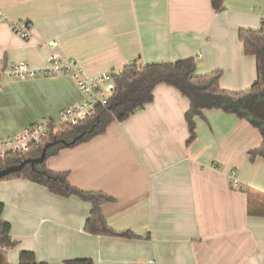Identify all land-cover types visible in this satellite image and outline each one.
I'll return each mask as SVG.
<instances>
[{
  "label": "crops",
  "instance_id": "obj_1",
  "mask_svg": "<svg viewBox=\"0 0 264 264\" xmlns=\"http://www.w3.org/2000/svg\"><path fill=\"white\" fill-rule=\"evenodd\" d=\"M0 12L1 67L26 61L43 68L57 52L95 76L134 62L194 58L198 75L222 71L224 90H247L257 79L239 31L260 28L264 0H225L221 10L212 0H0ZM19 21L29 23V39L11 27ZM153 95L128 119L46 160L79 190L111 197L100 207L105 221L135 237L86 231L92 203L77 195L6 180L0 202L11 225V264L22 251L39 264H264V157L251 158L263 142L260 130L236 114L204 109L189 142V98L167 83ZM86 99L69 73L7 78L0 137L57 120Z\"/></svg>",
  "mask_w": 264,
  "mask_h": 264
},
{
  "label": "trees",
  "instance_id": "obj_2",
  "mask_svg": "<svg viewBox=\"0 0 264 264\" xmlns=\"http://www.w3.org/2000/svg\"><path fill=\"white\" fill-rule=\"evenodd\" d=\"M225 0H212L213 8L221 10ZM239 38L244 44L245 53L256 58L257 79L247 90L233 92L221 88L222 71L210 74H196L194 58L166 63H151L139 66L137 62L126 65L120 72L115 73V88L108 98L106 106L98 107L96 113L80 122L78 125L61 126L57 133L46 140H64L71 142L78 136L77 141L67 146L58 143L47 152V158L56 155L61 149L86 142L94 136L103 133L112 121H124L143 109L154 99L153 91L156 85L167 83L175 86L191 102L186 113L189 125V142L196 138L195 117L201 116L204 109H222L250 121L257 127L263 137L261 146L251 152V158L264 157V17L259 29H240ZM43 146L33 147L31 156H39ZM47 160V159H46ZM21 159L8 156L0 160V170L17 164ZM67 173H55L46 166V161L30 165L21 171L11 173L0 179V183L12 179H27L48 187L52 192L62 196L77 195L92 203L90 215L86 221V231L92 234L111 235L118 237H135L130 231L117 232L111 229L101 213V205L111 197L100 192H84L72 186ZM4 204L0 202V248L4 251L14 246L11 237V225L3 220ZM18 264H39L33 252L22 251ZM44 264V263H40ZM65 264H94L92 259L67 260Z\"/></svg>",
  "mask_w": 264,
  "mask_h": 264
},
{
  "label": "built area",
  "instance_id": "obj_3",
  "mask_svg": "<svg viewBox=\"0 0 264 264\" xmlns=\"http://www.w3.org/2000/svg\"><path fill=\"white\" fill-rule=\"evenodd\" d=\"M0 18H4L1 12ZM11 27L23 38L31 37L30 25L27 21L14 22ZM53 45H57V42H53ZM60 73L71 74L78 89L87 99L63 108L57 120L49 117L43 118L22 132L0 137V160L8 156H16L21 160L31 156L33 147L44 146L50 135H55L61 126L78 125L93 116L98 107L106 106L109 97L103 94L104 90L112 93L115 88L114 71L90 76L84 72L75 58L53 52L48 56V65L43 68L32 67L26 61L14 62L8 67L0 66V90L7 78L28 79L39 75ZM237 184V180H233V185ZM1 249L4 251V248Z\"/></svg>",
  "mask_w": 264,
  "mask_h": 264
},
{
  "label": "water",
  "instance_id": "obj_4",
  "mask_svg": "<svg viewBox=\"0 0 264 264\" xmlns=\"http://www.w3.org/2000/svg\"><path fill=\"white\" fill-rule=\"evenodd\" d=\"M82 137V135L78 136L71 142H67L64 140H53V141H48L44 144L42 147V152L39 156H28L22 159L20 162L14 165L7 166L3 169L0 170V179L11 174V173H16L21 171L25 166L30 165L33 169H36V165L39 163H43L47 159V152L49 148L52 146L58 144V143H63L67 146H70L74 144L78 138ZM0 264H11L9 260V254L5 251H2L0 248Z\"/></svg>",
  "mask_w": 264,
  "mask_h": 264
},
{
  "label": "rangeland",
  "instance_id": "obj_5",
  "mask_svg": "<svg viewBox=\"0 0 264 264\" xmlns=\"http://www.w3.org/2000/svg\"><path fill=\"white\" fill-rule=\"evenodd\" d=\"M105 96H107V97H110V95H111V93H109V92H107V91H105L104 90V93H103ZM13 262H14V260H12Z\"/></svg>",
  "mask_w": 264,
  "mask_h": 264
}]
</instances>
